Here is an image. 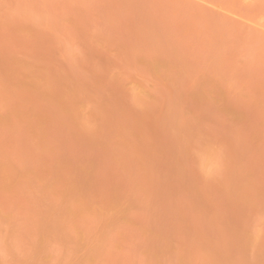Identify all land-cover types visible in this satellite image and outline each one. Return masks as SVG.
<instances>
[{"label": "rangeland", "instance_id": "rangeland-1", "mask_svg": "<svg viewBox=\"0 0 264 264\" xmlns=\"http://www.w3.org/2000/svg\"><path fill=\"white\" fill-rule=\"evenodd\" d=\"M0 264H264V0H0Z\"/></svg>", "mask_w": 264, "mask_h": 264}]
</instances>
